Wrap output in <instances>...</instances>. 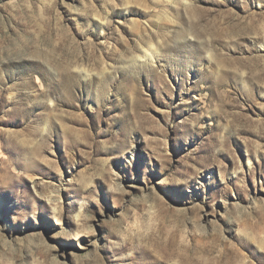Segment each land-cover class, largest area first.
<instances>
[{"label":"rangeland","instance_id":"obj_1","mask_svg":"<svg viewBox=\"0 0 264 264\" xmlns=\"http://www.w3.org/2000/svg\"><path fill=\"white\" fill-rule=\"evenodd\" d=\"M0 264H264V0H0Z\"/></svg>","mask_w":264,"mask_h":264},{"label":"bare ground","instance_id":"obj_2","mask_svg":"<svg viewBox=\"0 0 264 264\" xmlns=\"http://www.w3.org/2000/svg\"><path fill=\"white\" fill-rule=\"evenodd\" d=\"M1 206H2V201L0 200V212H2V208H1Z\"/></svg>","mask_w":264,"mask_h":264}]
</instances>
